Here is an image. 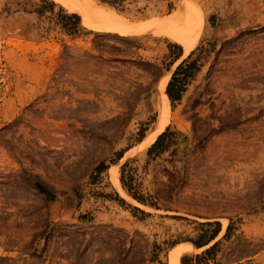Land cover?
Here are the masks:
<instances>
[{"label":"rangeland","instance_id":"rangeland-1","mask_svg":"<svg viewBox=\"0 0 264 264\" xmlns=\"http://www.w3.org/2000/svg\"><path fill=\"white\" fill-rule=\"evenodd\" d=\"M95 1L144 22L202 14L185 58L195 64L179 75L183 96L171 104L165 95L178 113L167 142L175 148L117 161L119 138L131 143L144 129L127 133L137 106L128 103V77L136 98L138 70L119 54L139 38L183 47L107 32L54 0H0V242L8 245L0 264H170L182 244L194 248L180 256L194 257L187 264L198 253L201 264H264V0ZM124 158L125 189L153 209L134 206L143 224L130 220L128 237L94 227L90 214L116 190ZM71 188L86 213L50 224L47 195Z\"/></svg>","mask_w":264,"mask_h":264},{"label":"crops","instance_id":"crops-1","mask_svg":"<svg viewBox=\"0 0 264 264\" xmlns=\"http://www.w3.org/2000/svg\"><path fill=\"white\" fill-rule=\"evenodd\" d=\"M171 47L173 46L168 45L166 41L159 38L155 39V37H152L150 40L139 38L135 43H131L130 46H128V49H125L119 54L121 57L128 60L129 64H134L138 70L135 82V87L138 89V91H136V98H133V79L132 77H128V103H136L137 106L130 113L132 121L129 123L130 128L128 127L127 133L137 134V130H139L138 125L140 123L144 125V129L141 132L140 137L131 143L127 142L128 137L119 138L116 142L117 147L115 149L116 151H120L117 161L124 156V153H126L131 147L135 146L138 142L142 141L154 129L158 116V111L156 112L155 109L158 97L159 80L170 72L165 90L169 83V86L172 89L174 84L184 80L179 75L187 71V69H185L187 61L184 62V59L187 56L182 58V50L178 49L177 52L173 50L171 51ZM179 65L181 66L178 68ZM166 93L167 92L165 91V95ZM180 99H174L173 101L170 99V102L172 104ZM179 128L180 127L177 123L174 122V119H172L166 125L164 130L158 134V136L161 135L158 142L154 144L157 136L156 139L142 151H145L146 155L151 158H160V156L165 158L166 155L175 148V144L169 145L167 142L174 133V130ZM112 162H109V164ZM125 162L126 158H124L119 164L121 183L125 180V174L122 170V165ZM108 166L109 165L105 168L107 169ZM124 166L125 165H123V167ZM162 166L170 167V163L166 159H163ZM123 186L126 187V185ZM98 202V207L97 205L93 206L92 212L90 213L93 215L92 224L96 228L107 226L115 231L123 230L128 237V224H131L129 223L130 220L135 219V221H132L134 226H139L138 223L143 224V217L140 215L142 214V210L134 208L136 205H129L128 201L120 196L113 188L109 191L107 197H104ZM87 204L88 203L85 200H82V202L80 201V198L77 197L76 191L73 188L68 189L63 193L48 194L47 215L50 224H56L57 222L74 224L73 222L66 221L78 220L81 213H86ZM89 209L90 208H88V210ZM176 242L177 241H174L172 244ZM124 245H128V239L124 240ZM7 246V243L0 242L1 248ZM51 259L53 260V255L51 256ZM52 260L51 262H53Z\"/></svg>","mask_w":264,"mask_h":264},{"label":"bare ground","instance_id":"bare-ground-1","mask_svg":"<svg viewBox=\"0 0 264 264\" xmlns=\"http://www.w3.org/2000/svg\"><path fill=\"white\" fill-rule=\"evenodd\" d=\"M54 1L61 4L67 12L77 13L96 21L107 32H113L125 36H142L145 34H152L154 36L167 37L183 47V57L187 56L196 46L204 26L203 16L201 13H198L199 15H195L188 11V13L175 15L167 19L165 18L162 20L160 19L159 21L144 22L132 20L117 12L116 9L104 7L95 0ZM169 76L170 72L160 81L158 85L157 107L159 114L154 129L137 146L130 148L126 152L125 156H129L137 150H144L156 139L158 134L164 130L171 119H176L178 117V113L172 114L170 112L168 103L165 100V87ZM119 163L115 167L114 179L117 192L131 204L147 211L153 210L151 207L145 205L130 195L124 188L119 176ZM226 225L227 223L225 222L219 236L225 231ZM187 252H191V250L175 246L170 253V264H181L180 256Z\"/></svg>","mask_w":264,"mask_h":264},{"label":"trees","instance_id":"trees-1","mask_svg":"<svg viewBox=\"0 0 264 264\" xmlns=\"http://www.w3.org/2000/svg\"><path fill=\"white\" fill-rule=\"evenodd\" d=\"M110 2H112L113 0H109ZM73 16H77L79 17V15H77L76 13H73L72 14ZM185 61V59H184ZM188 65H194L195 64V61L194 60H191V61H188L187 63ZM181 65L178 66V68L180 67ZM188 67V66H187ZM186 69V68H185ZM186 72V71H185ZM190 75H192L193 73H189ZM184 79V78H183ZM170 85V83H169ZM168 85L167 89H166V92H167V95H168V98L170 97V99L173 101L174 99H180L181 96H182V92L185 90V82L183 81H180L179 83H176L173 85V88L171 89L170 86ZM173 90V92H172ZM175 92V93H174ZM161 135L157 137L156 141L154 144H156L158 142V140L160 139ZM121 159V158H120ZM103 169L105 167H102ZM102 168L99 167V165L97 166V169L99 170H102ZM124 185H126V183H124ZM127 186V185H126ZM133 197L139 199V200H143V197L139 194H136L135 192L132 194ZM217 225H219L218 222H216ZM228 230H229V225L227 226V229H226V232L224 235H227L228 233ZM219 231V227L217 226L214 231H213V234L211 235L210 238H213L217 232ZM219 233V232H218ZM194 243L197 245V246H200L201 244L194 241ZM216 245V242L213 243L212 245H210L209 247H207L203 252H209L214 246ZM183 247H186V248H189L190 250H194L193 246L191 245H188V244H182ZM194 257H190L188 255H184L182 256L181 258V263L182 264H187V260L188 259H192ZM195 258L198 260L197 264H201L200 261H199V258H200V253L196 254L195 255Z\"/></svg>","mask_w":264,"mask_h":264}]
</instances>
